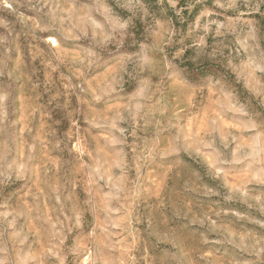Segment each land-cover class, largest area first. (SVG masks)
I'll list each match as a JSON object with an SVG mask.
<instances>
[{
    "label": "clouds",
    "instance_id": "9594fccd",
    "mask_svg": "<svg viewBox=\"0 0 264 264\" xmlns=\"http://www.w3.org/2000/svg\"><path fill=\"white\" fill-rule=\"evenodd\" d=\"M0 264H264V0H0Z\"/></svg>",
    "mask_w": 264,
    "mask_h": 264
},
{
    "label": "rangeland",
    "instance_id": "374dc122",
    "mask_svg": "<svg viewBox=\"0 0 264 264\" xmlns=\"http://www.w3.org/2000/svg\"><path fill=\"white\" fill-rule=\"evenodd\" d=\"M42 57L37 56L35 61H33L34 64H36L37 68H36V77L39 78L40 81H44L45 79L48 78V74L43 70L45 68V65L42 63ZM54 78H55V74H53ZM41 87H43V85H41ZM203 114L201 113L200 116H197L196 113H193V116L196 117V119H193L192 117H189V119L187 121H185L187 127L189 128L190 131H199L200 130V124L197 123V121H199L201 119V116ZM232 123L231 120H225V125L228 126ZM238 175V173H233L232 176L236 177ZM257 189V192L260 190L261 186H255ZM225 209L227 210H231V211H238V212H242L245 214H256V210L255 209H248L246 205L240 204L239 202H234L232 204H227L223 206ZM258 215V214H256ZM234 219V218H233ZM243 223V222H240ZM247 227L249 228V230H253L254 226L253 225H247Z\"/></svg>",
    "mask_w": 264,
    "mask_h": 264
}]
</instances>
